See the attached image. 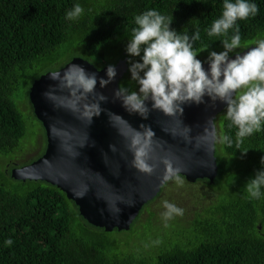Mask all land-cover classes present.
Wrapping results in <instances>:
<instances>
[{
	"label": "trees",
	"instance_id": "16d2710c",
	"mask_svg": "<svg viewBox=\"0 0 264 264\" xmlns=\"http://www.w3.org/2000/svg\"><path fill=\"white\" fill-rule=\"evenodd\" d=\"M248 2L255 3L259 12L237 21L241 46L230 56L264 39V0ZM223 3L224 0H0V264H264V187L259 198H253L245 187L258 171L264 170V120L260 130L242 138L237 147L238 127L227 119L226 108L218 114V172L214 183L208 179L190 183L180 176L190 186L200 185L209 191L196 187L188 193L204 195L206 201L200 206L195 203L187 218L173 215L159 226L177 221L189 227L192 235L180 238L187 232L177 231L175 240L165 239L164 247L144 244L143 255L138 256L130 246L128 257L122 260L118 252L108 249L110 236L140 230L137 225L151 201L143 206L128 231L106 232L89 224L76 203L57 186L12 178L14 168L32 164L45 151L25 164L7 160L20 149L21 141H28L33 126L31 114L40 124L47 146L45 129L29 95L26 101L14 97L23 82L21 76L46 68L44 74L32 80L30 91L35 81L61 70L74 58H82L99 70L125 58L127 63L130 59L139 61V57L128 55L126 47L137 27L135 17L149 10L172 18L170 27L177 33L191 37L199 31L200 40L193 42L199 54L224 51L221 41L230 40L233 30L226 37L207 34L213 21L222 15ZM76 4L82 6L83 14L74 20L66 19V13ZM129 78L128 70L120 85L129 92L134 88L138 91L135 81L128 82ZM223 136L231 138V146L223 142ZM173 180L152 201L166 195ZM149 215H153L151 210ZM151 218L144 225L153 227ZM9 239L13 241L10 246L5 243Z\"/></svg>",
	"mask_w": 264,
	"mask_h": 264
},
{
	"label": "water",
	"instance_id": "95a60500",
	"mask_svg": "<svg viewBox=\"0 0 264 264\" xmlns=\"http://www.w3.org/2000/svg\"><path fill=\"white\" fill-rule=\"evenodd\" d=\"M257 45L241 53L243 55ZM96 73L99 78L107 79V67L97 69L82 58H74L57 72H50L35 81L29 98L37 119L43 124L46 132L47 146L44 155L32 164L16 167L11 176L17 181H44L57 186L69 200L79 207L81 216L91 225L103 228L106 232L128 231L131 224L148 202L158 196L162 187L172 179L162 182L165 166L160 163L156 172L149 176L132 167L133 154L128 151V141L120 135V129H126L122 117L133 128L140 125L150 126L158 141L153 160L172 159L174 167L182 169L180 176L190 183L198 179H208L214 183L218 167L215 157L217 127L215 119L227 105L216 101L213 103L207 96L205 102L186 103L184 112L175 117L167 116L162 111L151 110L147 119L139 114H130L122 101L115 99L114 93L120 81L129 70L127 58L116 65L117 76L106 88L97 83L96 92L108 99L101 103L103 111L93 117L89 125L80 113L64 106V97L68 91L59 88V81L53 79V73L63 75L72 64ZM207 70L209 65L204 64ZM48 93L49 95H46ZM90 100L93 97H89ZM149 109L152 102H146ZM110 114L112 116L110 121ZM214 126L215 139L205 134V129ZM190 128V133L186 131ZM114 145L116 151H112Z\"/></svg>",
	"mask_w": 264,
	"mask_h": 264
},
{
	"label": "clouds",
	"instance_id": "9594fccd",
	"mask_svg": "<svg viewBox=\"0 0 264 264\" xmlns=\"http://www.w3.org/2000/svg\"><path fill=\"white\" fill-rule=\"evenodd\" d=\"M84 9L80 4L66 13V19L74 20L83 14ZM259 8L248 0H224L223 11L220 18L213 21L207 30L209 37L227 36L230 29L233 35L222 40L224 51L209 52L206 61L197 59L199 53L194 50L193 42L200 40V33L196 31L191 37L187 34L177 33L171 29L173 19L160 14L156 10H149L135 17L137 27L133 29L131 39L126 47L130 57H139L140 60L128 61L131 79L138 84V91H131L122 84L115 91V99L122 101L124 108L130 114H139L147 119L151 110L162 111L165 115L175 117L183 115L182 105L186 103H204L207 96L213 103L223 102L227 105L226 117L238 127L236 133L237 147L242 138L251 136L260 130L261 121L264 120V39L257 41V46L243 55L230 58V53L241 46L240 28L238 20L255 17ZM143 53V54H142ZM142 54V55H141ZM142 61V62H141ZM209 68L206 70L204 64ZM117 76L116 67H107V79L97 78L96 73H90L80 65L72 64L63 75L53 73L52 78L59 81V88L67 90L69 95L64 97V106L74 112L80 113L89 125L93 117L99 116L103 109L102 102H107V97L97 93V83L100 88H106ZM246 89L245 91H239ZM46 95H49L46 93ZM93 97L92 100L89 97ZM152 102V108L147 106ZM112 116L110 114V121ZM121 120L127 130L120 129L127 141L128 151L133 154L132 167L149 176L156 172L159 164L165 166L162 182L173 177L180 182V168L174 167L172 159L160 158L158 163L153 160L158 141L150 126L141 124L140 129L133 128L131 124ZM190 133L191 129L186 127ZM205 134L211 140L215 139L214 126L206 128ZM223 142L231 146V138L222 137ZM116 151L114 145H110ZM247 154V152H244ZM264 165V158L261 160ZM247 191L253 198H259L261 188L264 187V170L256 173L255 178L246 184ZM163 213L165 220L173 215L182 216L184 210L175 204L164 201ZM11 245L12 240L5 241Z\"/></svg>",
	"mask_w": 264,
	"mask_h": 264
},
{
	"label": "rangeland",
	"instance_id": "374dc122",
	"mask_svg": "<svg viewBox=\"0 0 264 264\" xmlns=\"http://www.w3.org/2000/svg\"><path fill=\"white\" fill-rule=\"evenodd\" d=\"M209 52L211 51H208L203 54H199L197 59H200L201 61L204 59H207ZM65 61L66 60H64L63 63H65ZM45 72H46V68H40V69L30 72L26 76H21L23 79V82L21 83V85H19V87H17L18 90L14 93L15 99L17 100L20 99L22 101L28 100V95L30 92L28 91V89L30 88L32 80L36 76L44 74ZM129 79L130 81L128 82H134L131 78ZM134 83H135L136 88H138L139 86L137 82L135 81ZM132 91H135V88ZM240 91L241 92L245 91V89H241ZM29 119H31L33 123V126L31 127L32 133L29 135V139L26 142V144H24V141L20 142L19 144L20 149L16 151V153L11 154L8 157L7 159L8 162H13L17 164H25V163L38 159L45 151L46 144H45L44 138H42L43 132L41 130V126L39 123H37L34 120V118L32 117V114L30 115ZM5 163L6 162H3V164ZM196 187H198L200 191L203 190V192L209 193V191L205 190L200 185L190 186L189 184H187L185 179H180V182H177L176 179L173 180V182H171V184L167 188L168 195L167 194L160 195V197L157 198L155 202L151 201V204L147 205L144 208L143 211L145 214L142 216L140 223H138L137 225V228L139 227L140 230L142 229L143 230L135 231L134 229L133 232H136V233H130L129 235H127V233H113L110 236V242L108 243L109 245L108 249L115 250L116 252H118V254L121 257L120 260H122L128 257L127 251L130 250L131 247L134 250H136V253L138 256V255H143V249L145 248L144 244L150 245L151 243L153 244L156 243L157 249L159 247L161 248V247L166 246L165 239L169 241V239L173 237V240H175V237H176L175 233L177 231L180 232L182 230H185L187 232V235L186 236L181 235L180 238L182 237L189 238V236L192 235L191 233H189V227L186 228L180 223H176L177 221L173 223H170L169 221V224H167V226L163 228H159V226L165 225L163 223V220L166 221L163 215V213L167 211L164 208V203H163L164 201H168L169 203L175 204L177 207L183 209L184 215L179 217L182 219L187 218V215L191 214V212L195 209V203H198V205L200 206L202 202L206 201L205 198H203L204 195H189L188 194L190 192H194ZM149 207H151V209H149ZM150 210L153 214L152 216L149 215ZM150 218H151L153 227L151 225L148 226V224L144 225L145 223L149 221Z\"/></svg>",
	"mask_w": 264,
	"mask_h": 264
}]
</instances>
